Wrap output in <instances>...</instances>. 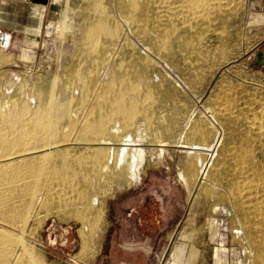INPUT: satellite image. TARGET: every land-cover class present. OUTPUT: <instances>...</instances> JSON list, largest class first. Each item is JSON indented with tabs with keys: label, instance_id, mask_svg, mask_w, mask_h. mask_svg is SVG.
Masks as SVG:
<instances>
[{
	"label": "rangeland",
	"instance_id": "obj_1",
	"mask_svg": "<svg viewBox=\"0 0 264 264\" xmlns=\"http://www.w3.org/2000/svg\"><path fill=\"white\" fill-rule=\"evenodd\" d=\"M54 1L57 15L31 41L36 53L0 51V113L24 109L26 123L40 107L39 90L68 82L84 64L82 32L103 19L118 53L108 62L107 38L98 36L96 80L112 79L109 69L120 60L135 72L146 100L138 101L127 131L144 138L134 145L144 160L135 180L113 173L91 178L88 195L97 203L89 207L53 179L57 156L62 149L119 147L121 135H109L113 144L26 143L38 147L14 156L22 158L18 178H0V264H264V80L244 68L255 22L243 0H134L130 10L122 6L131 0ZM77 97L58 122V136H74L66 125H76L86 107ZM195 144L214 150L196 152ZM236 162L244 174H235ZM25 186L32 191L27 209ZM240 187H251L243 205L257 203L248 209L254 242L235 203ZM66 199L72 203L64 205ZM7 202L13 208H4Z\"/></svg>",
	"mask_w": 264,
	"mask_h": 264
},
{
	"label": "bare ground",
	"instance_id": "obj_2",
	"mask_svg": "<svg viewBox=\"0 0 264 264\" xmlns=\"http://www.w3.org/2000/svg\"><path fill=\"white\" fill-rule=\"evenodd\" d=\"M133 1L131 0L129 4H123V9L130 10L134 8ZM103 21V19L95 20L82 32V40H84V43H82L81 49L85 55L84 64L72 69L73 72L68 82L57 84V86L47 84L46 88L39 90L38 104L40 107L26 123L23 122V116L21 114V110L24 111V109H21L18 113L17 111H11L8 115L1 114L3 112L0 113V178L10 180H16L18 178L22 166L17 161H21L22 158L19 157L16 162L13 158L15 155L21 156L23 152L38 147V145L32 147L25 146L26 143L32 142L33 140L41 142L39 146L45 147L55 143L61 145L67 144L72 140L84 142L87 145L113 144L111 136L118 137L119 135H121L117 143L119 147L108 146L106 151L101 149L102 147L100 145L88 146L92 148V151L88 153L72 152L67 149H62L57 156V166L52 169L51 175H53V179L63 183V188L75 190L78 193L75 199L80 200L82 204L86 202L89 207H93L97 203L95 196L89 197L88 195L87 184L91 178L105 176L110 173H113L117 178H126L129 180H135L138 177L145 153L143 148H137L134 145H139V142L143 141L144 138L140 135L132 137L127 129L131 126L129 120L138 111L137 109L140 106L139 102L146 100V92L143 95L140 94L139 86L136 83L137 76L133 69L127 66L124 60L118 61L109 69V74L112 79L102 81L100 78V81L96 80L97 74L92 59L101 51V47L97 44L98 36L104 34L107 38L104 43V49L108 62L118 53L116 40L114 41V34H112L111 30L105 24H102L104 23ZM76 92L78 93V97L75 100H79L83 104L86 103L85 113L80 118H77L78 123L76 125H66L70 129L69 133L74 134L72 138L67 135L58 136L56 134V129L59 127L58 122L66 116L68 112L67 105L74 99ZM88 97H93L89 103H87ZM141 114L143 119L147 118L145 108L141 111ZM16 127H19V129H16ZM50 128H53V131ZM123 131L127 132L123 135ZM45 134H53L55 138L53 136L52 139L45 140ZM193 148L196 152L205 150L208 155H211L214 150L213 145L195 144ZM236 158L242 160L245 156L237 154ZM240 163L237 164L236 162L234 164L236 166L235 174L245 173V169ZM26 166H32V170L36 167L31 162ZM206 166V163L201 162L200 172H204ZM197 173L199 174V171ZM198 174L196 175V179L198 178ZM73 181H77L79 186L73 185ZM32 187L34 186L32 185ZM28 188L29 186H25L21 195L22 205L25 209L30 205L28 197L32 192ZM44 188L46 193H53L52 190L54 187L45 186ZM244 189L240 187L234 190L233 194L236 199L235 203L243 213V220L246 223L248 234L254 242L253 222L250 223L248 209L256 210L257 203L250 204L248 202V205H243L245 203L243 199L250 195L248 193L245 196L246 191ZM249 189L251 187L245 190L249 191ZM0 200L2 199L0 198ZM71 201L72 199H66L61 202L67 205L68 203L71 204ZM13 205V203L7 202L3 204V207L9 210L13 208ZM262 208L264 209V205ZM260 257L261 254L258 253L257 259L259 260Z\"/></svg>",
	"mask_w": 264,
	"mask_h": 264
},
{
	"label": "crops",
	"instance_id": "obj_3",
	"mask_svg": "<svg viewBox=\"0 0 264 264\" xmlns=\"http://www.w3.org/2000/svg\"><path fill=\"white\" fill-rule=\"evenodd\" d=\"M243 4L255 22L251 27L255 40L246 53L248 62L244 68L264 80V66L252 64L255 51H264V0H243ZM56 10L54 0H0V51L36 53L37 47L31 41L45 34L57 15ZM241 64L234 61L232 66L236 68Z\"/></svg>",
	"mask_w": 264,
	"mask_h": 264
},
{
	"label": "water",
	"instance_id": "obj_4",
	"mask_svg": "<svg viewBox=\"0 0 264 264\" xmlns=\"http://www.w3.org/2000/svg\"><path fill=\"white\" fill-rule=\"evenodd\" d=\"M253 65H262L264 66V51L256 50L255 51V60L252 63Z\"/></svg>",
	"mask_w": 264,
	"mask_h": 264
}]
</instances>
